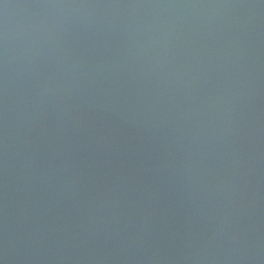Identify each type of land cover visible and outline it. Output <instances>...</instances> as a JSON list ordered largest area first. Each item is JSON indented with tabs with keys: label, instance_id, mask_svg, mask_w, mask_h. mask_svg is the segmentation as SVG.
Instances as JSON below:
<instances>
[{
	"label": "water",
	"instance_id": "95a60500",
	"mask_svg": "<svg viewBox=\"0 0 264 264\" xmlns=\"http://www.w3.org/2000/svg\"><path fill=\"white\" fill-rule=\"evenodd\" d=\"M0 264H264V0H0Z\"/></svg>",
	"mask_w": 264,
	"mask_h": 264
}]
</instances>
